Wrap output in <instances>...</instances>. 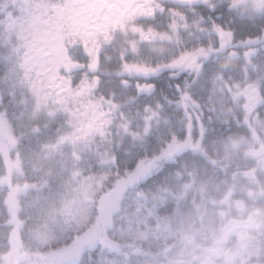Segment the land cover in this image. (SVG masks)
<instances>
[{
	"label": "trees",
	"instance_id": "obj_1",
	"mask_svg": "<svg viewBox=\"0 0 264 264\" xmlns=\"http://www.w3.org/2000/svg\"><path fill=\"white\" fill-rule=\"evenodd\" d=\"M212 2L220 6L216 12H210L199 2L192 6H165V11L144 19L141 23L145 30L151 26L157 32H169L172 20L183 23L179 18L184 16L189 29H179V43L175 39H155L139 44L135 53L129 49L124 56L129 64L126 72H120V51L132 36L121 35L100 52L99 68L94 73L100 77V87L95 95L111 98L119 106L117 110L107 105L103 108V113L111 112L115 120L110 129L111 139L117 145L122 141L125 148L134 142L131 134L124 135L118 127L123 114L130 133L141 137L135 140L137 149L146 148L151 154L169 131L182 130L184 113L178 106L180 94L175 85L183 88L185 81L191 82L195 74L181 71L173 76L176 69L163 68L144 75L141 69L166 64L198 44L207 45L210 40L215 44V33L200 32L192 26L201 13L202 27L210 28L209 17L216 19L220 15L216 23L226 32L230 30L224 37L225 50L204 62L203 74L189 89L204 113L208 135L195 151L189 150L178 156L175 163L166 165L169 171L153 189L152 198L167 207L132 236L130 243L139 252L134 264H248L250 250L264 247V106L256 108L264 95V12L253 11L256 0H245L234 9L227 8L230 0ZM172 12L178 15L175 17ZM76 46L69 51L68 62L77 68V61L82 64L86 57L80 45ZM246 48L255 50L248 61L243 55ZM92 74L88 72L89 76ZM75 76L79 79L81 72L77 70ZM121 80H126L127 85H121ZM248 83L257 84L259 91H243ZM137 84H154L155 89L137 92ZM236 84L241 85L239 91ZM47 91L50 97L54 85ZM81 91L86 95L82 109L76 103L77 97L69 108L47 107L49 98H43L44 101L41 94L22 122L17 119L19 112L9 109L5 114L0 108V264H44L45 260H39L37 254L64 247L52 228L61 219L56 203L63 208L65 200L75 198L72 192L77 187L72 183L75 179H71L75 166L62 164L50 153L58 152V142L65 134H73L70 120L63 115L65 111L71 116L79 109L85 119L86 113L90 115L99 109L89 98L90 90L84 87ZM20 103H24L23 93ZM157 103L162 106L159 118L151 120L150 134L144 137L143 117L149 114L145 106L156 109ZM42 107L46 111L41 112ZM213 108L219 115L208 123ZM188 111L196 115L191 105ZM75 145L71 147L80 158L76 177L83 171L87 179L91 154L76 151ZM86 187L95 194L100 185L97 182L96 188L91 184ZM87 199L90 201L91 197ZM14 206L18 216L10 211ZM250 258L253 264L264 259L258 255Z\"/></svg>",
	"mask_w": 264,
	"mask_h": 264
},
{
	"label": "snow or ice",
	"instance_id": "obj_2",
	"mask_svg": "<svg viewBox=\"0 0 264 264\" xmlns=\"http://www.w3.org/2000/svg\"><path fill=\"white\" fill-rule=\"evenodd\" d=\"M70 2L71 0H0V108L5 110V114L9 109L19 112L17 119L20 122L30 114L36 98L48 90L45 86L46 76L41 75L39 65H32L30 62L32 54L26 47L27 39L30 37L21 30L27 29L29 23L37 29L45 27L43 21L50 17L55 18L57 11L68 7ZM125 2L131 14L122 24L113 25L111 29L98 35L93 49L83 50V45H80L86 57L85 62L81 64L77 61L78 67L68 72H65L63 67L59 68L60 76L67 78L62 86H69L73 94L84 87L90 90L89 98L96 103L107 127L97 125L82 133L88 139L78 145V149L81 152L87 150L92 157L88 162V178L84 179V172L81 171L72 181L81 187L74 193L75 198L72 201L65 200L64 207L59 213L61 219L53 225L52 233L58 241L62 240L64 247L58 248L52 264H134V257H138L139 252L134 251L135 246L130 243L132 236L138 234V229H143L146 224L151 223L150 218L154 214L162 213L167 207L158 204L152 198L155 194L153 189L169 171L166 165L175 163L178 156L189 150L195 151L208 135L204 113L199 110L200 105L194 101L189 89L196 83V78L203 74L204 62L225 50L224 37L230 34V30L226 32L216 23V20L221 18L220 15H217L216 19L209 17L210 28L202 27L204 16L201 13L198 19L193 21L192 26L200 32L215 33L218 38L215 44L211 40L207 45L198 44L191 50L185 49L166 64L158 63L154 68L141 69L144 75L156 73L163 68L176 69L172 73L173 76H178L181 71L195 74L191 82L185 81L183 88L180 84L175 85L180 94L178 106L183 108L184 113L181 120L182 130L169 131L167 138L162 139L158 148L149 154L146 148L137 149L135 140L141 137L138 133H130L129 123L121 114V123L118 127L124 135L131 134L134 142L125 148L122 141L117 145L111 139L110 129L115 120L111 112L103 113V108L107 105L109 109L117 110L119 106L111 98L95 95L100 87V77L94 74L99 68L100 52L105 45L112 44L117 32L127 37L130 31L133 39H126L127 47H122L120 51V72H126L129 64L124 60V56L129 49L133 53L137 51L136 36L140 41L175 39L179 43L181 42L179 29L181 27L189 29L186 17L181 16L179 19L183 23L173 19L169 24V32H157L151 26L145 30L142 25H137L138 18H153L157 10L164 11L163 6L139 3L138 0ZM189 3L196 4L197 0H189ZM202 3L210 12H216L220 7L212 0H202ZM237 7L239 0H230L227 5L228 9ZM253 11L264 12V0H256ZM254 54L255 50L252 48H246L243 53L246 61ZM77 70L81 72L79 79L75 76ZM89 71L93 73L91 76L88 75ZM120 83L126 86L128 82L121 80ZM235 87L238 91L241 89L239 84ZM154 89V84L145 86L137 84V92L142 90L151 92ZM249 90L258 92L259 87L254 83L245 84L243 91ZM21 93L24 96L23 104L20 103ZM57 99L59 97L53 92L47 107H56ZM189 105L196 115L188 111ZM261 106H264V95L260 97L256 108ZM159 109H162L159 103L156 109L149 105L145 106V112L149 114L143 117L146 121L144 137L150 134L151 120L159 118ZM44 111L46 108L42 107L41 112ZM211 111L213 114L208 116V123L219 115L216 109L213 108ZM63 115L68 120L72 119L67 111ZM93 144L96 145L95 152L92 151ZM93 167L96 168L95 172L92 171ZM97 182L100 187L93 194L86 185L91 184L96 188ZM87 197H91V200L89 201ZM252 255L264 257V247L250 250L248 264H253L250 258ZM257 264H264V259L259 260Z\"/></svg>",
	"mask_w": 264,
	"mask_h": 264
},
{
	"label": "rangeland",
	"instance_id": "obj_3",
	"mask_svg": "<svg viewBox=\"0 0 264 264\" xmlns=\"http://www.w3.org/2000/svg\"><path fill=\"white\" fill-rule=\"evenodd\" d=\"M78 1V0H77ZM146 1V0H145ZM245 0H239V5L243 4ZM79 4L83 3V0L78 1ZM78 4V5H79ZM149 5H154L157 3H148ZM72 5H76L73 0H71L70 5L65 8H60L57 13L56 17L52 18L50 17L48 20L43 21V24L45 27L37 29L32 23H29L27 29H22L21 31L25 32L27 34L28 38L26 42V47L29 52H31L30 62L32 65H39V71L41 75L46 76L47 84L45 85L48 89L49 86L54 85V93L59 99L55 101V105L65 108H69V105H71V102L75 100L77 97V102L79 104V109H82L85 106V99L86 95H83L84 93L82 91H79L78 93L73 94L69 88V86L64 85V76H60L59 74V68L63 67L65 72H68L70 69H76V65H73L69 63L68 53L73 48L77 47L76 45H83V50H90L95 47L96 40L98 35L104 33L105 31L109 30L110 28H102V24L100 22L92 23V21H87L82 19L85 16H81L79 8L76 5L75 7ZM82 9H85L84 7ZM79 12V14H78ZM161 13L159 10L156 11V14ZM173 13V12H172ZM176 12L173 13V16L176 17ZM148 18V17H146ZM36 19L38 20L39 17L37 16ZM108 20V19H106ZM112 25H120V23H116L113 21H109ZM123 36V34L117 32L116 37ZM128 38L130 36L133 37V34L129 31L127 34ZM113 40V42L115 41ZM135 39L137 40V46L139 44L143 45L145 41H140L139 37L136 36ZM54 41L60 43V48L58 53L52 52L50 49H45L43 47V44L45 42ZM112 42V44H113ZM51 73V75H48ZM39 83V81H37ZM53 93V92H52ZM51 93V95H52ZM43 98H47L48 91L43 93ZM49 98V97H48ZM45 101V100H44ZM74 110L72 112V119L70 120V123L72 125V131L73 134H69L68 136L63 137V140L58 142V152L52 151L50 154L51 156H54L55 159L60 161L62 164H65L66 166L74 167L75 166V172H72L71 179H76V174H79L78 167L76 166L78 163H80V158L75 154V149H73L71 146L81 145L83 141L87 140L88 138L83 135L84 130H90L92 128H95L97 125H99L102 128H105V124L103 123V117L100 114V110L96 109L95 112L93 110V113L87 114L86 111L83 110L84 113H86L87 118L82 119L81 118V111ZM2 120L1 114H0V121ZM71 125L69 127L71 128ZM76 140V143L74 142ZM8 141V140H7ZM6 141V142H7ZM75 143V144H74ZM2 144V142H1ZM14 144V142L12 143ZM75 145V146H76ZM75 148V147H74ZM95 144L92 145V149H95ZM5 149V150H4ZM4 152H7L8 148L7 146L3 147ZM79 150L78 148L76 151ZM87 151V150H85ZM263 151V150H262ZM259 152H261L259 150ZM85 154H87L85 152ZM76 158V159H75ZM89 185V184H88ZM87 186V185H86ZM77 189L80 187L78 184H76ZM75 189L72 192V195L76 192ZM61 202V201H60ZM58 209V214L60 213V210L62 209L61 203H56ZM17 210V207H11L10 211L15 216H18V214L15 212ZM204 231L200 233V235H203ZM186 244H184L185 246ZM186 248V246H185ZM57 251V250H56ZM56 251L52 252H46L37 254L39 260H45L44 264H52V261L56 259L55 253Z\"/></svg>",
	"mask_w": 264,
	"mask_h": 264
},
{
	"label": "flooded vegetation",
	"instance_id": "obj_4",
	"mask_svg": "<svg viewBox=\"0 0 264 264\" xmlns=\"http://www.w3.org/2000/svg\"><path fill=\"white\" fill-rule=\"evenodd\" d=\"M74 3L78 6L81 16H85L82 19L87 21H92V23L100 22L102 24V28L104 30L106 28H112L111 23L109 21H113L116 23L122 24L128 16L131 14L129 10V6L126 4L125 0H112V2H108V0H83V3L79 4L78 1L80 0H73ZM139 3H157L159 5L163 6V9L165 6H192L194 4H190L189 0H138ZM202 2V0H197V3ZM96 3H103L104 4V11L100 13H97L95 10V4ZM79 4V5H78ZM154 4V5H157ZM123 5V6H121ZM85 9H82V8ZM165 11V10H164ZM79 14V12H78ZM108 19V20H106ZM146 19V17H139L137 20V25H142V21ZM130 40V39H128ZM138 50V47H137ZM188 72V71H187Z\"/></svg>",
	"mask_w": 264,
	"mask_h": 264
},
{
	"label": "water",
	"instance_id": "obj_5",
	"mask_svg": "<svg viewBox=\"0 0 264 264\" xmlns=\"http://www.w3.org/2000/svg\"><path fill=\"white\" fill-rule=\"evenodd\" d=\"M104 4L103 3H96L95 4V10L97 13H100L104 11ZM43 47L45 49H52V52H59V47H60V43L59 42H54V41H49V42H45L43 44Z\"/></svg>",
	"mask_w": 264,
	"mask_h": 264
}]
</instances>
